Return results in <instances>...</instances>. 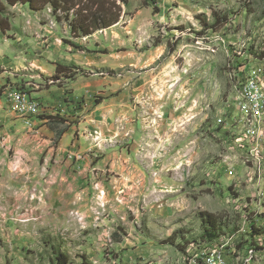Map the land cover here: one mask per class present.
<instances>
[{
    "label": "rangeland",
    "instance_id": "374dc122",
    "mask_svg": "<svg viewBox=\"0 0 264 264\" xmlns=\"http://www.w3.org/2000/svg\"><path fill=\"white\" fill-rule=\"evenodd\" d=\"M122 5L114 27L73 38L51 7L7 4L0 77L47 95L32 127L0 98V264H56L59 253L70 264H188L198 243L264 264V110L242 89L254 70L264 83V0ZM215 16L227 22L206 26ZM73 40L82 49L58 79L27 65L60 61L54 43ZM114 97L106 121L98 108ZM64 128L73 137L61 149ZM204 212L220 226L206 228Z\"/></svg>",
    "mask_w": 264,
    "mask_h": 264
},
{
    "label": "trees",
    "instance_id": "16d2710c",
    "mask_svg": "<svg viewBox=\"0 0 264 264\" xmlns=\"http://www.w3.org/2000/svg\"><path fill=\"white\" fill-rule=\"evenodd\" d=\"M124 0H7L8 5L17 3L27 4L31 10L40 11L46 7H51L53 15L58 21H64L70 27L73 38H83L94 34L98 30H104L119 23L123 17ZM146 1V0H145ZM7 4L0 0V30L6 32L11 29V22L5 15ZM216 18V16H215ZM227 22L226 18L219 20L216 18L212 24L206 23L209 28L218 29ZM73 45H75L73 43ZM82 49V46H77ZM71 65L58 64L53 80L59 78L60 73H68ZM51 118V117H50ZM67 128L59 131L62 135ZM204 224L206 228H218L220 220L215 213L204 212ZM254 228V226H253ZM215 233L210 232L209 237L213 238ZM56 264H70L66 256L59 253L56 257ZM83 264H90L83 262Z\"/></svg>",
    "mask_w": 264,
    "mask_h": 264
},
{
    "label": "built area",
    "instance_id": "2783aa9c",
    "mask_svg": "<svg viewBox=\"0 0 264 264\" xmlns=\"http://www.w3.org/2000/svg\"><path fill=\"white\" fill-rule=\"evenodd\" d=\"M257 73V70H254V74L250 77L246 78L242 84L243 92H249L251 94V100H253L255 109L260 110V114L262 116L264 110V101L262 100V95L260 91L264 89L263 76L261 73ZM0 98L4 99L7 108L10 111L22 118H24L29 125L32 127L33 117L39 113L40 110V102L37 98L31 96L28 92L18 88L16 86H6L3 89L0 88ZM240 104V116L242 124L245 128L246 124V116L244 113V104L243 101L239 99ZM244 133L246 135H251V132H247L244 129ZM0 142L2 144L5 143V135L0 134ZM236 245L230 246H221V247H211L212 248V257L211 258H203L201 256L200 264H228L230 262V257L233 256V250ZM261 248H258V250Z\"/></svg>",
    "mask_w": 264,
    "mask_h": 264
},
{
    "label": "crops",
    "instance_id": "0c3cea01",
    "mask_svg": "<svg viewBox=\"0 0 264 264\" xmlns=\"http://www.w3.org/2000/svg\"><path fill=\"white\" fill-rule=\"evenodd\" d=\"M115 25H113L112 27H114ZM112 27H110V28H112ZM110 28H108V29H110ZM54 31L55 30L53 29V32ZM53 35H54V33H53ZM48 39L50 40V38H46L45 40H48ZM73 43L76 44V46H79L81 42H76L75 40H73ZM76 46L74 45L72 47L71 45L63 44V42L61 44L54 43V45H53V49L54 50H51V52L48 53L49 54L48 56H51L53 54L52 52L58 53V55L61 56V58H62L58 62L53 61L52 63H50V62L47 61L45 56L35 57L31 61H28V59L26 57H25V59L27 60V65H29L33 71L37 72V74L42 75L43 73H47L49 75H52L53 73H55L58 64H63V65H70L71 64V61L73 60V58H72L73 55H76L72 51H73V49H75ZM78 57H79L78 60H80L81 56H77V58ZM0 75H2V73H0ZM4 81L5 80L2 77H0V82H1V84L3 86L5 85ZM26 81L32 82V78H27ZM51 81H53V80H51ZM56 87L57 86L53 85L50 89H48V91H51L52 89L56 91V89H55ZM92 87L93 88H98V85H94ZM58 89H60V88H58ZM34 94H36L38 96H33ZM30 95L35 97V98H37V99H39L40 101L41 100L43 101L42 97H46L47 94L43 93V92H38V93L37 92H35V93L33 92V93H30ZM57 105L60 108H62L61 110H63L64 113L67 114V112H66L67 108H64V107H66V100L65 99L59 98L57 100ZM118 108H119V98L114 97L113 99H111L109 101H106L105 103L104 102L101 103V105H99L97 113L98 114L101 113L102 116L104 117V120L107 121V120H111V117H114L113 115H116L118 113V111H117ZM61 112L62 111H60V113ZM19 118L21 120L26 121L24 118H22L20 116H19ZM34 119H35V117H33V121H35ZM41 121H43V120H41ZM35 122L37 123V121H35ZM43 129H44V127H42L39 131H43ZM50 131L54 133L55 130L52 129ZM72 133H73V130L69 129L68 131H66L65 133L62 134L60 142H59V147L61 149H64V148L66 149L67 144L71 141V139L73 137ZM79 141H80L79 143H81L82 140H79ZM85 145H87V144H85ZM85 147H87V146H85ZM85 147H84V145L82 146L83 149H85Z\"/></svg>",
    "mask_w": 264,
    "mask_h": 264
},
{
    "label": "bare ground",
    "instance_id": "6f19581e",
    "mask_svg": "<svg viewBox=\"0 0 264 264\" xmlns=\"http://www.w3.org/2000/svg\"><path fill=\"white\" fill-rule=\"evenodd\" d=\"M245 96L248 97L247 100H249V105H250V108L254 111V112H260V110L258 109H255V105H254V102L253 100H251V94L249 92H246L245 93ZM199 246L194 249L191 253H190V257L188 259V264H200L201 262V256L203 255V258H211L212 257V248L211 247H208V246H205V244H201V243H198ZM218 245H221L218 244ZM223 245V244H222ZM194 246V245H193ZM211 246V245H210ZM196 247V246H195ZM215 247V246H214ZM254 253V252H253ZM189 255V254H188ZM255 256V255H254ZM253 258V257H252ZM244 261V259H243ZM236 262V261H235ZM233 263V260H232V257H230V262L228 264H232ZM240 263H243V262H240ZM235 264V263H234Z\"/></svg>",
    "mask_w": 264,
    "mask_h": 264
}]
</instances>
